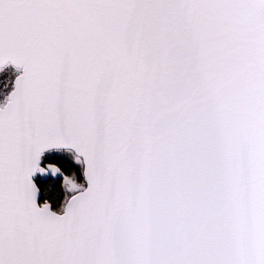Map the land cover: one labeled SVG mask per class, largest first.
I'll return each mask as SVG.
<instances>
[{"label":"snow or ice","instance_id":"obj_1","mask_svg":"<svg viewBox=\"0 0 264 264\" xmlns=\"http://www.w3.org/2000/svg\"><path fill=\"white\" fill-rule=\"evenodd\" d=\"M8 65L0 264H264V0H0Z\"/></svg>","mask_w":264,"mask_h":264},{"label":"trees","instance_id":"obj_2","mask_svg":"<svg viewBox=\"0 0 264 264\" xmlns=\"http://www.w3.org/2000/svg\"><path fill=\"white\" fill-rule=\"evenodd\" d=\"M48 161H56L58 162L66 172L69 174L75 172V175L78 180L83 181L81 169L78 166L74 165L68 158L63 156H54L49 157ZM38 186L41 188L40 191V201L43 203L45 199H48L52 202V207L54 210H59L63 201L64 191L60 187L59 179L51 182L50 179L40 180L35 179Z\"/></svg>","mask_w":264,"mask_h":264},{"label":"rangeland","instance_id":"obj_3","mask_svg":"<svg viewBox=\"0 0 264 264\" xmlns=\"http://www.w3.org/2000/svg\"><path fill=\"white\" fill-rule=\"evenodd\" d=\"M18 74H19L18 70L11 65L6 66L3 69V71H0V102H4L7 92L11 90V82ZM5 85H7V87H5ZM53 154L68 158L74 165L78 166L79 169H81V174H82V165L75 163L71 152L67 150H59V151L54 150ZM77 181L85 183L84 179L83 181L77 179Z\"/></svg>","mask_w":264,"mask_h":264},{"label":"water","instance_id":"obj_4","mask_svg":"<svg viewBox=\"0 0 264 264\" xmlns=\"http://www.w3.org/2000/svg\"><path fill=\"white\" fill-rule=\"evenodd\" d=\"M12 66V65H11ZM14 67V66H13ZM15 79V78H14ZM14 81V80H13ZM53 150H55V149H53ZM63 150V149H62ZM82 176H83V179H84V175H83V166H82ZM36 178H39L40 180H47V179H49L50 177H45V176H41V174H39V173H37L34 177H33V179L35 180ZM58 180V179H57ZM84 182L86 183V181H85V179H84ZM38 203H42L41 201H40V193L38 194ZM54 210V209H53Z\"/></svg>","mask_w":264,"mask_h":264},{"label":"flooded vegetation","instance_id":"obj_5","mask_svg":"<svg viewBox=\"0 0 264 264\" xmlns=\"http://www.w3.org/2000/svg\"><path fill=\"white\" fill-rule=\"evenodd\" d=\"M53 152H54V150H51V151H49V152H46V153L44 154L43 158H42V163L48 161L47 159H48L49 157L60 156V155L53 154ZM36 179H37V178H36ZM38 179H39V178H38ZM49 179H50V178H49Z\"/></svg>","mask_w":264,"mask_h":264}]
</instances>
